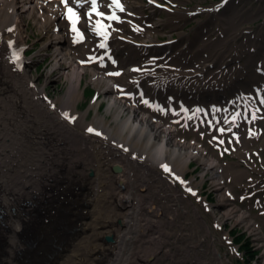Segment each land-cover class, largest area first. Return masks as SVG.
Listing matches in <instances>:
<instances>
[{
    "label": "bare ground",
    "instance_id": "6f19581e",
    "mask_svg": "<svg viewBox=\"0 0 264 264\" xmlns=\"http://www.w3.org/2000/svg\"><path fill=\"white\" fill-rule=\"evenodd\" d=\"M92 2L0 0V255H5L6 264L16 262L21 253H50L53 246L48 249L47 242L55 236L63 241L65 231L75 233L74 242L64 246L62 261L54 259V264H99L98 257L102 255L112 256L107 264H136L138 257L146 253V241H140V237L146 240V225L157 224L167 208L188 213L180 197H189L173 190L174 185L168 184L157 171L158 167L175 171L189 186L184 177L192 160L203 167V177L211 173L213 185L221 189L219 203L210 205L217 228L221 229V222L229 219L244 225L245 217L251 216L227 198L229 182L231 187L241 185L248 174L237 166L220 162L215 152L201 147L199 141L185 138L188 135L183 133L187 130L156 113L167 111L158 107L160 103L175 107L182 97L189 96L195 102L202 98V93L226 91L229 81L238 75L242 77L250 65L260 67L264 75V44L258 41L264 38V31L241 29L264 15V4L253 12L246 7L242 11L232 7L202 25L194 39L180 33L187 39L183 46L173 41L167 46L154 38V33L171 27L172 31L181 29L187 17L191 13L196 16L199 10L172 12L167 21H156V11L148 15L145 10L151 7L143 0H100L95 3V9L87 6ZM77 4L86 9L79 11ZM106 8L112 10L107 17L113 12L122 17L107 28V33L118 28L129 34L122 38L117 33H109L115 37L111 45L105 42V39L109 41L107 34L106 38L93 35ZM82 12L86 16L85 24L78 16ZM26 18L52 36L51 69L60 70L68 83L65 92L56 99L48 98L45 87L34 83L22 67L23 59L16 64L11 58L15 52L22 54ZM70 18L75 20L72 27ZM212 24L219 29L211 31ZM84 28L91 31V36L83 33ZM210 32L217 37L213 39L209 35L205 43L221 53L222 69L216 67L215 59L211 65L199 59L201 51L207 49L205 46L195 48ZM253 32H257L255 39L249 38ZM240 37L242 45L237 43ZM229 46L235 57L228 55ZM254 49L261 56L253 54ZM243 51L247 52V64L234 66L232 61L243 59ZM93 58L100 59L99 63L92 62ZM98 68L104 71L98 72ZM87 69L96 96L85 112H79L77 104L83 96L80 81ZM206 74L208 77L202 76ZM263 84L259 91L264 93ZM100 94L106 102V116L99 114L100 106L104 105L98 98ZM207 96V102L214 101L213 112L218 114V119L210 122L214 126L206 125L214 135L224 131L229 140L241 138L239 123L242 127L246 122L264 120L263 112L253 121L252 114L244 112L248 117L244 118L242 112L246 107L241 111V104H250L246 106L252 110L257 100L251 91L233 99L231 107L225 95L222 100L215 95ZM91 110L95 111L94 116L87 121ZM207 116L203 111L198 118L206 120ZM244 137L240 139L243 146L238 154L248 162L252 160L250 147L255 143L243 140ZM195 182L196 186L191 188L197 193L204 180ZM26 201L33 205H24ZM221 206L223 209H217ZM193 211L210 235L207 229L211 223L203 220L196 207ZM169 215L173 219L174 214ZM36 233L38 236H34ZM105 235H114L116 243L106 246ZM90 238L94 244L86 246ZM224 238H228L227 233ZM33 244H37L35 248Z\"/></svg>",
    "mask_w": 264,
    "mask_h": 264
},
{
    "label": "rangeland",
    "instance_id": "374dc122",
    "mask_svg": "<svg viewBox=\"0 0 264 264\" xmlns=\"http://www.w3.org/2000/svg\"><path fill=\"white\" fill-rule=\"evenodd\" d=\"M143 1L146 4L147 0H143ZM213 1L214 0H162L161 2H165L166 4H168L169 8H171L173 10H177V11L178 10L184 11L185 9H196L198 7V5H201L203 12H205V15L197 16L195 18L187 17L188 21L183 22L181 29L172 31L173 27H171V28L165 29L163 32L160 31L159 34H154L153 36L154 37L158 36V38L162 39V40L163 39L167 40L171 36H175L176 38L177 37L179 38V33H185L184 31H182V29H184V28H189V29H187V32H194L195 33L196 30H194V27L199 28V24L201 23L200 21H197L198 18H201V20H204V21L209 20L208 19L209 18L208 13L210 11V6H212ZM215 1H217V0H215ZM252 2L254 5V7L251 8L252 11L256 7L264 4V2H262V1L259 2L258 0H252ZM247 3H249V2L244 1L242 3V5L239 6L238 10H240L241 7H243V6H246ZM176 5H178L179 7H176ZM148 13H150V12H148ZM230 13H232V12H230ZM230 16H232V14H230ZM157 19L167 20L168 14L158 12ZM263 20H264V15L259 17V19H255L251 23L244 24L241 29H243L245 27H252L253 30L259 31L260 29L264 28V24L262 22H260ZM23 27H25V33H24V39L25 40L24 41H27L24 43V46H25L24 57L30 61L29 65L25 66V69L33 77L34 83L37 86L45 87V91L47 93L48 98L56 99L57 97L61 96L65 92L68 83H67V80L59 73L60 70L51 69L52 63L54 62V60H53V49L50 45V40H51L52 36L48 33H45L43 30H39L38 26L36 24H34L32 19H30V18H26L23 21ZM218 29H219V26L213 25L211 31L212 30L217 31ZM213 37L215 38L214 35H213ZM206 38H207V36H203L197 42L196 47H195L196 49H198V47H202V46L207 47L208 52L205 55H202L201 58L207 59V60L220 58L221 53H219L218 50L214 49L213 45L205 43V41L207 40ZM237 43L239 45H242L244 43L243 38L240 37ZM237 43H236V45H237ZM262 43L264 44V39H263ZM233 53H234V51H231V49L229 48L228 54H233ZM260 56H261V54H260ZM244 63L246 64L245 61H244ZM246 72H244V73L246 74ZM252 75H254L253 70L249 71L248 74L245 75L244 77H240L239 79H236V80L233 79L232 81H234V82L229 83L231 85L230 87L233 89H237V87L240 88L243 85L252 86L253 85L252 77H251ZM90 77H91V74L89 73V69H87L86 71L83 72V75H82L81 81H80V88L83 91V96L77 104V111H79V112H85L88 109L90 102L94 98L92 96L93 93L91 92V89H93L95 91H96V89H95L94 85L89 81ZM210 94H212V93H210ZM218 94H220V93H218ZM98 98L104 102L103 103L104 105L100 106L99 114L105 115L106 114L105 113L106 102H105L102 94H100V96ZM94 112H95L94 110H91L90 113H88V115L86 117L87 121L92 120V118L94 116ZM183 130H186V129H183ZM245 131H247V133H250V131H248V129H246V128H245ZM260 131H261V128H260ZM251 132H253V129ZM183 134L186 136L188 135L185 138H188L189 141H191V140L193 141L195 139L196 141H199L198 143L200 144L201 147L206 148V149L209 148V151L215 152L214 153L215 157H217L220 162L229 163L231 161V162L241 163V161H242V159L239 157V154H237V156H236V154L229 155L225 151L226 150L225 149L226 145H224L225 140H222V139L213 140V136L209 135L210 133H207V131H205L204 134H198V133L193 132V131L185 132ZM254 136H255V134H254ZM203 137H205L204 141L198 140V139L203 138ZM179 139L182 141V138H179ZM262 139H263V141H262ZM183 140H184V138H183ZM258 140H260V141H257L255 146L250 147L251 155L253 156L252 160L256 161V163L258 164V166L260 168H263L262 162H259V159H261V158L264 159V135H262ZM242 146H241V150H242ZM254 155H257L258 157L255 158ZM250 164L254 165L253 162H251ZM263 165H264V163H263ZM157 171L159 173H161L166 180L169 181L168 184L174 185L175 189H173V190H175L177 192L180 191V193L185 194V197H189L188 199L183 198V197H180V198H181V202H182L181 203L182 207H184L188 210L189 217H190V219H192V221L194 219H197L195 216L196 213L193 211L194 207H196L198 209V211H200L201 216H203V218L206 221H209L210 223L214 222L213 213H210L208 211V208L211 204L219 202V200L217 199V194L221 193V189L218 190L213 185V178L211 177V173H209V172L205 173L204 177H203V167L197 161L192 160L190 163L189 171L186 172L185 177H184V180H187L186 178H188V181H190V185L186 186L184 183L179 181L175 171H169L168 170L169 172H167L166 170H163L160 167H158ZM202 179L204 180V183L199 188L198 194L195 195L193 193V190L191 189V186H193V185L196 186L195 181H198V180L200 181ZM229 188H231V187H229ZM238 189H239V187L237 186L236 191H235V188L232 190L235 191V193H236V192H238ZM142 193H144V192H142ZM148 206H149V204H148ZM240 206L251 209L252 214L255 217V219L258 222L260 221V222L264 223V217L262 218L261 216H259L257 211L253 210L250 203L246 202V203L240 204ZM147 211L150 212V210L148 208H147ZM164 211H165L164 212L165 215L163 214L160 216V220L157 223L158 227L161 226L163 228L162 224L169 225L167 232H169L172 235V226H173V228L175 230V236H178L179 232L181 230L177 231L175 223L172 220L170 222L168 221L170 216H171L169 214L170 213L175 214L176 212H174V209H172V208H167ZM146 215H149V213L146 212ZM181 216H183L182 211H181V213H179L175 217L179 218ZM182 220L177 221L176 224H180V222ZM227 221H228L226 223L227 228H231L229 231L236 230L238 232H242L241 229L243 227L239 228L236 224H234V222L231 219H229ZM157 230H158V228H157ZM227 230H225V231H227ZM150 233H151V235L149 238H151L154 235L153 232L150 231ZM204 233H206V232H204ZM213 233L215 235L219 236V240L221 242L219 249H220L221 253L224 254L225 252H228L230 254L232 248L229 246L223 245L224 240L222 239V236L224 234L221 233L220 231H217V230L213 231ZM81 235H80V237H81ZM155 235H156V233H155ZM74 236H75V233H72L70 231V233H67L65 235L64 240L66 241V243L74 242ZM205 239H206L208 244L214 243V242L210 241L209 237H205ZM141 240L142 239L140 238V241ZM142 241H146V240L144 239ZM242 241L244 242L245 240H242ZM86 242H87L86 246H90L91 244L93 245L94 239L90 238ZM258 242L259 241H257V240L256 241L253 240V242H252V243H254V247L258 250V253L256 255H253V258L250 260V262H253V264H264V260L261 258V256H264V250H262L264 248V246H262V247L257 246ZM216 243H218V242L216 241ZM239 245H240V247H239L240 251L243 254H246L249 251V246L246 243H244L242 247H241V244H239ZM202 253H203V251H201L200 255ZM259 253H260V255H259ZM85 254L88 255L89 253H85ZM234 255L235 254L231 255L232 256L231 261L233 262V264H239V263L240 264H248L247 262L244 261V259H241V258L236 257ZM195 256H196L195 253H193V254L191 253L190 255H188L186 253V258H184L182 260L183 261L191 260ZM106 258H108V257H106ZM0 259H2L1 256H0ZM14 260H13V262H14ZM60 260L61 259H59V261ZM15 263L16 262L10 263V264H15Z\"/></svg>",
    "mask_w": 264,
    "mask_h": 264
},
{
    "label": "built area",
    "instance_id": "2783aa9c",
    "mask_svg": "<svg viewBox=\"0 0 264 264\" xmlns=\"http://www.w3.org/2000/svg\"><path fill=\"white\" fill-rule=\"evenodd\" d=\"M185 220L187 219H183L180 224H176L177 221L174 222L177 231L181 230L178 236H175L173 226L171 235L167 232L169 225L162 224L163 228L161 226L158 227V224L146 225V253L138 257L136 264H200V261L202 262L201 264H232L228 253L221 254L218 251L216 237L204 233L206 231L202 223H197L194 220H188L184 223ZM245 220L244 225L235 222L234 224L239 228H244L241 229L242 232L240 233L249 240L252 250L258 251L252 242L257 240L259 241L257 246H264V238L260 236L262 231L249 216H246ZM227 222L223 221L221 223L226 224ZM147 227H150V229L148 230ZM150 231L154 234L151 238H149L151 235ZM207 232L211 233L209 228ZM258 233L259 235H257ZM205 237H209L210 241L214 243L208 244ZM201 251L203 253L200 255ZM186 253L188 255L195 253L196 256L191 260L183 261L182 259L186 258ZM261 258L264 260V256H261Z\"/></svg>",
    "mask_w": 264,
    "mask_h": 264
},
{
    "label": "water",
    "instance_id": "95a60500",
    "mask_svg": "<svg viewBox=\"0 0 264 264\" xmlns=\"http://www.w3.org/2000/svg\"><path fill=\"white\" fill-rule=\"evenodd\" d=\"M26 204L33 205L29 201H26ZM67 233H70V231H67V232L65 231L64 237ZM38 234L36 233L34 236H38ZM59 234L60 236L62 235V233H59ZM64 237H62L63 241L61 242H60V238L56 236L51 241L47 242L46 246H48V249L51 248V246H53V251H51L50 253H47L46 251H43V252L42 251L40 252L39 251L38 252L29 251V252L21 253V255L17 258L18 264H54L53 260L54 259L58 260L62 256V254L65 252L63 251V248L65 245L68 244L64 240ZM106 241L109 243H114L115 239L110 236L106 238ZM36 245L37 244H33L32 248H35ZM29 246H31V244H29ZM0 256L2 257V259L5 258V255H3L2 253ZM38 257L43 258V260L42 261L35 260ZM2 259H0V264H6L4 259L3 260Z\"/></svg>",
    "mask_w": 264,
    "mask_h": 264
},
{
    "label": "snow or ice",
    "instance_id": "6c2138e0",
    "mask_svg": "<svg viewBox=\"0 0 264 264\" xmlns=\"http://www.w3.org/2000/svg\"><path fill=\"white\" fill-rule=\"evenodd\" d=\"M94 5H95V0H93V6H94ZM121 10H123V9H121ZM68 11H69V12H72V9L69 8ZM89 131H91V129H90ZM166 170H167V168H166Z\"/></svg>",
    "mask_w": 264,
    "mask_h": 264
}]
</instances>
